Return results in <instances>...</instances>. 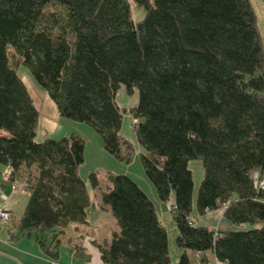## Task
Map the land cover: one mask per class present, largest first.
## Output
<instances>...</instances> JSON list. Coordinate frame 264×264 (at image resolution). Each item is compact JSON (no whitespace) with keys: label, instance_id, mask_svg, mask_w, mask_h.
<instances>
[{"label":"trees","instance_id":"16d2710c","mask_svg":"<svg viewBox=\"0 0 264 264\" xmlns=\"http://www.w3.org/2000/svg\"><path fill=\"white\" fill-rule=\"evenodd\" d=\"M131 5L142 20L131 18ZM20 66L59 118L88 125L109 155L130 164L136 149L123 135L127 118L146 179L174 206L176 263L138 183L113 171L99 183L89 172L116 227L109 239L91 240L104 264H206L209 251L217 264H264V191L252 177L264 173V44L250 1L0 0V179L11 169L10 184L27 193L16 231L34 233L42 252L57 258L67 228L87 224L85 141L78 134L35 141L40 112ZM135 96V105H119ZM192 161L203 169L196 191ZM224 205L222 218L235 229L215 235L193 222V210ZM77 234L74 255L88 260Z\"/></svg>","mask_w":264,"mask_h":264},{"label":"rangeland","instance_id":"374dc122","mask_svg":"<svg viewBox=\"0 0 264 264\" xmlns=\"http://www.w3.org/2000/svg\"><path fill=\"white\" fill-rule=\"evenodd\" d=\"M248 1H250L251 8L255 14L259 34H261L264 44V2L262 0H248ZM131 6H132L131 18H133L135 22L142 20L144 18L143 17L144 11L140 8L137 9L134 5ZM17 76L18 78H21V80L23 81L25 87L27 88L30 94V97L34 101L37 110H39L40 112L41 124L39 126V133L35 138L36 142H41L42 140H44V138H49L55 141L61 138H66V136H69L71 134L74 135L78 134L85 141V147L83 150L84 160H83V164L79 167V174L87 186V195L90 200V206L86 210L85 218L87 220V224L82 225L83 227H81V231L87 230L89 234L99 235V236L100 233L104 231V233L108 235L110 233V229L114 228L113 225L115 223L113 217L110 216L109 213L106 210H104V208H101V206H99L100 195L99 192L94 190L91 184H89V180H88V177L90 175L89 172L93 171L97 173V178L99 183L102 181L107 171L125 173L133 181L138 183L139 187L143 190V192L146 193L150 198V200L155 204L157 209V214L160 215L162 224L167 229L169 257L172 258L174 263H176L179 259L178 256L181 254V250L179 249V247H177L176 244L177 230L173 223L172 214H170L172 210L170 209V207H167V203H162L158 200L153 185L146 179L144 175V171L142 169V164L140 160V149L139 146L136 144V139L133 136L132 128L129 127L127 118H125L123 121L122 128H123V132L125 131L123 135L129 141H132L136 149L135 155L133 157V162L130 164L116 161V159L113 158L112 155H109V153L103 148V140H101V137L97 133H95V131L92 130L88 125L77 122L74 123L70 120L67 119L64 120L59 118L57 109H55L53 103H51L50 99L47 98V95L43 90V88H40L36 84L33 77H31V75L29 74L28 70L25 67L22 66L19 67V69L17 70ZM136 102H137L136 96L126 98L125 101L121 98V100H119V105L125 104V106L131 107L132 105H135ZM44 131L47 134H45ZM193 164H197L198 166H195ZM190 165L191 166L193 165V169H194L192 176L194 180V191H196V188L198 187V184L200 182V177L203 169L201 168V164L197 161H192ZM26 174L27 172L25 174L24 173L22 174L23 176V177L21 176L22 180H24L25 178L24 175ZM196 177H198L197 178L198 180H196ZM1 180L4 186H6L7 188L10 187L9 181H6L3 177L1 178ZM24 191H25L24 193L19 192V194L24 196L26 190ZM4 192L5 191L3 190V193ZM10 194H13L11 190H10ZM0 199H6V198L0 197ZM224 206H222L221 208L225 209ZM221 208L219 210H221ZM223 213L224 210L215 211L216 218L218 217V220H221ZM8 221L9 222L5 224V226H10L8 228L12 227L14 229L13 221H11V218ZM193 222H195V220ZM71 227L67 228L68 235L72 233ZM218 230L220 229L218 228ZM67 237L68 236L66 235V239ZM8 238L11 240L10 234L8 235ZM175 256H177V258Z\"/></svg>","mask_w":264,"mask_h":264},{"label":"crops","instance_id":"0c3cea01","mask_svg":"<svg viewBox=\"0 0 264 264\" xmlns=\"http://www.w3.org/2000/svg\"><path fill=\"white\" fill-rule=\"evenodd\" d=\"M262 42H263V38H262ZM123 105L125 106V104ZM45 134L47 133L45 132ZM130 142L132 144V141ZM193 165L198 166L197 164H193ZM193 165L191 166L189 164V168L192 170V174L194 170ZM197 178L198 177H196V180H198ZM0 188L4 189L5 191L4 195L6 198V199H0V206L3 205L11 211V221H13L14 229L12 227L11 228L16 232L15 236L10 240L8 238V235L10 234V232H8L9 229L8 227L10 226H5L4 224L2 225L0 222V264H104L100 259L99 251L95 247L94 243L93 244L91 243V240L95 239L96 241H102L103 239H109L111 231H114V229H116L115 223L113 225L114 228L110 229V233L108 235H106V233H104L103 231L100 233V236L93 234L91 235L88 233L87 230L81 231V227H83L82 225L78 226L76 228L77 229L76 231L74 229V225H72V227L70 226L72 228V233L68 235L66 231V235L68 236L67 239L64 234V238H63L64 240H62L63 242L60 244V247L58 248V252H59L58 257L51 258L42 252L39 243L36 242V240L34 239V233L31 234L30 236L27 234L21 235L15 229V225L18 222L17 221L18 217L22 214L24 210L23 208L25 207V204L27 202V193H25L24 196L19 193L10 194L9 188H7L2 184L1 179H0ZM106 211L108 212V210ZM193 213L195 216L194 218L196 224H199L201 226L206 225L211 230L214 229V227H218L221 231L235 229L229 222H227L223 218L221 220H218V217L216 218L215 216L216 215L215 212L204 213L200 215L193 210ZM77 233L83 234L85 236L83 238V246L86 253L88 254L89 257L88 260L84 259L83 257L79 258L74 255L73 245L79 242V240L76 239V236L78 235ZM188 254L192 262L193 261L195 262L196 254L191 252H188ZM205 256L207 257V260L210 262L214 263L216 260L215 256H213V253L210 251L207 252ZM175 257L177 258V256Z\"/></svg>","mask_w":264,"mask_h":264},{"label":"built area","instance_id":"2783aa9c","mask_svg":"<svg viewBox=\"0 0 264 264\" xmlns=\"http://www.w3.org/2000/svg\"><path fill=\"white\" fill-rule=\"evenodd\" d=\"M11 172H12L11 169L7 168V169L2 171L1 177H3L6 181H10ZM252 177L254 178V187L264 191V173L260 174L258 172H255V173H253ZM9 188H10L11 192H13V193H19V192L24 193L25 192L24 191L25 189L23 190V188L17 187V186H15V184H10ZM0 197L1 198L5 197L3 190H0ZM168 207H170L171 210H174V206L172 204H169ZM222 210H224V208H221V210H219V211H222ZM10 218H11V211L5 206L0 207V222H1V224L2 225L7 224L9 222L8 220ZM218 232H219L218 228L214 227V234L218 235ZM196 257L199 260V258H200L199 254H197ZM197 264H200V263L198 262ZM206 264H217V260H215L214 263L209 262Z\"/></svg>","mask_w":264,"mask_h":264}]
</instances>
